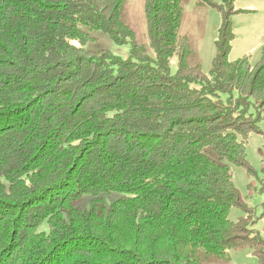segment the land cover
Here are the masks:
<instances>
[{
	"label": "trees",
	"instance_id": "obj_1",
	"mask_svg": "<svg viewBox=\"0 0 264 264\" xmlns=\"http://www.w3.org/2000/svg\"><path fill=\"white\" fill-rule=\"evenodd\" d=\"M125 1L0 0V264H212L245 247L264 264L249 216L230 218L249 210L231 165L253 171L264 46L254 65L230 60L242 10L198 0L222 14L207 74L183 0H146L153 59ZM95 31L130 57L86 49Z\"/></svg>",
	"mask_w": 264,
	"mask_h": 264
},
{
	"label": "rangeland",
	"instance_id": "obj_2",
	"mask_svg": "<svg viewBox=\"0 0 264 264\" xmlns=\"http://www.w3.org/2000/svg\"><path fill=\"white\" fill-rule=\"evenodd\" d=\"M146 0H126L124 5L123 20L136 32L137 41L148 49V54L155 59V53L151 49L147 36ZM198 0H183L184 19L181 32L186 34L194 50L191 62L200 64L205 73H209L212 61L217 54L215 41L218 39L219 29L222 25V14L216 8L198 6ZM228 7V0H214ZM232 6L236 12L231 16L234 40L229 54L230 60L248 57L254 65L262 57L261 49L264 46V0H232ZM95 40L89 42L85 48L91 51L109 50L124 59L130 57V45L116 44L109 35L101 32H93ZM74 44H78L74 41ZM177 58L171 60V73L177 71ZM196 86V85H195ZM224 100L227 95H222ZM253 100V99H251ZM250 113L256 115V109L251 106ZM262 133L254 132L246 143L247 160L253 168L249 172L240 165H231L233 181L239 189L245 204L249 208L244 211L240 207H233L230 218L233 220L242 216L251 219L249 228L253 233H259L264 237V115L259 121ZM121 196V193L103 194L105 204L108 206ZM90 197H85L83 207L88 208ZM229 261L215 262L212 264H257V258L250 247L237 248L230 251Z\"/></svg>",
	"mask_w": 264,
	"mask_h": 264
},
{
	"label": "crops",
	"instance_id": "obj_3",
	"mask_svg": "<svg viewBox=\"0 0 264 264\" xmlns=\"http://www.w3.org/2000/svg\"><path fill=\"white\" fill-rule=\"evenodd\" d=\"M190 40V39H189ZM191 43V42H190Z\"/></svg>",
	"mask_w": 264,
	"mask_h": 264
}]
</instances>
